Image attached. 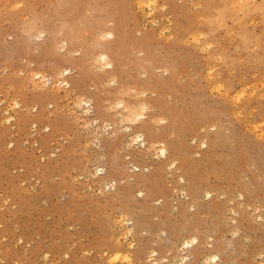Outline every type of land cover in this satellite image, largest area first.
I'll return each instance as SVG.
<instances>
[{"label":"rangeland","instance_id":"1","mask_svg":"<svg viewBox=\"0 0 264 264\" xmlns=\"http://www.w3.org/2000/svg\"><path fill=\"white\" fill-rule=\"evenodd\" d=\"M156 261L264 264V0H0V264Z\"/></svg>","mask_w":264,"mask_h":264},{"label":"bare ground","instance_id":"2","mask_svg":"<svg viewBox=\"0 0 264 264\" xmlns=\"http://www.w3.org/2000/svg\"><path fill=\"white\" fill-rule=\"evenodd\" d=\"M160 86V85H159ZM175 109V108H174ZM159 110H161V109H159ZM165 110V109H164ZM162 111V110H161ZM160 111V112H161ZM133 112V111H132ZM164 112H166V110L164 111ZM179 119V118H178ZM171 128V127H170ZM130 130H131V132H133V130L130 128ZM144 132V131H143ZM165 132V131H164ZM165 133H167V132H165ZM141 134V133H140ZM169 134V133H168ZM165 135V134H164ZM138 138V140H140V141H142V144L145 146L144 148H146V140L144 139V135L143 134H141L140 136H138L137 137ZM164 138V137H163ZM213 139V138H212ZM208 141V140H207ZM171 145V144H170ZM173 146V145H172ZM176 146H177V144H176ZM208 146V143L207 142H204V144H203V146L202 147H204V148H206ZM168 150V149H167ZM166 150V148H165V150H162L163 152V157H164V159H166V161H168V159H169V156H168V151ZM167 163V162H166ZM177 163V162H176ZM134 168H136V170H140L136 165H132ZM175 166V164H173L172 165V167H174ZM173 169V168H172ZM101 170H103V169H101ZM102 172V171H101ZM104 172H105V170H104ZM103 172V173H104ZM182 181L185 183L186 182V180H185V178H182ZM112 188H114V191H119V189L117 188V184L114 182L113 184H112ZM193 190V189H192ZM187 192V191H186ZM188 193H186V195H187ZM198 195V194H197ZM207 197H210V194H208V196ZM190 199V198H189ZM242 218V217H241ZM240 220V219H239ZM136 229V228H135ZM134 230V228L133 229H131V230H129L128 231V235H130V236H133L134 234H133V231ZM193 230V229H192ZM133 231V232H132ZM143 234V233H142ZM196 236H194L193 237V240L192 241H188L187 243H185L186 244V246L184 245V248H185V250L187 249V250H191V253L189 254V255H187L186 256V258L185 259H189L190 258V256L191 255H193V254H196L197 256V258H204L205 256H208V254H207V249H203L201 252L202 253H200L199 252V245L201 244V243H204L203 241L201 242V240H200V237H198L197 236V234H195ZM131 245H132V243H131ZM209 248V247H208ZM132 249V248H131ZM198 251V252H197ZM154 254H156L157 255V250H154ZM205 258H207V257H205ZM184 259V260H185ZM195 259V258H194ZM190 260V259H189ZM212 260H213V262L215 263H217L218 262V255L217 256H214L213 258H212ZM154 264H159L158 263V261H156Z\"/></svg>","mask_w":264,"mask_h":264}]
</instances>
